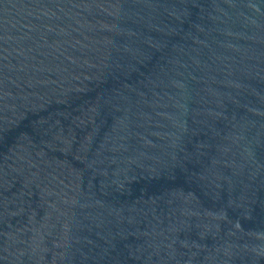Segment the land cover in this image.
<instances>
[{"label":"water","instance_id":"water-1","mask_svg":"<svg viewBox=\"0 0 264 264\" xmlns=\"http://www.w3.org/2000/svg\"><path fill=\"white\" fill-rule=\"evenodd\" d=\"M0 264H264V0H0Z\"/></svg>","mask_w":264,"mask_h":264}]
</instances>
